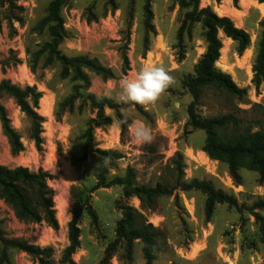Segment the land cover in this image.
I'll use <instances>...</instances> for the list:
<instances>
[{
  "label": "rangeland",
  "instance_id": "1",
  "mask_svg": "<svg viewBox=\"0 0 264 264\" xmlns=\"http://www.w3.org/2000/svg\"><path fill=\"white\" fill-rule=\"evenodd\" d=\"M52 1L0 0V83L7 81L22 89L35 88L41 96L35 110L41 118L42 130V144L38 148L32 139L31 120L12 97L2 95L0 104L6 109L10 126L20 136L24 150L13 153L0 120V165L22 166L35 173L43 170L51 175L48 185L53 191L58 226L54 228L45 221H22L0 198L3 237L50 247L51 260L60 264L69 244L68 224L73 210L80 201H87L97 221L89 211L82 214L81 248L72 260L75 264H99L115 238L121 204L139 211L160 232L154 264H264L259 225L246 211L240 214L228 204H217L208 221L206 197L199 191L177 190L148 209L138 198L124 199L122 187L94 190V170L100 158L97 150H104L120 155L110 169L109 179L124 177L132 169L139 185L174 186L178 180L189 183L197 179L234 196L240 206L251 207L264 201V179L247 169L239 170L234 179L226 164L212 160L203 151L206 133L190 126L188 107L192 96L185 80L194 74L195 65L206 52L201 25H184L186 11L174 0H151L154 33L148 35L144 26L147 0H64L61 14L67 38L60 51L68 57L87 55L112 68L114 79L104 80L89 74L91 86L87 93L96 97L99 94L119 106L105 110L111 124L94 131L87 158L79 161L86 150L85 133L96 111L83 100L72 107H63L76 83L60 78L57 63L45 65L43 57L34 69L30 67L31 54L50 40L47 29L39 24L47 16ZM229 1L232 9L241 10L242 0L237 5ZM225 2L200 0V7H210L217 14V8ZM258 3V0L250 3L241 22L228 17L250 36V46L243 53H239L237 43L219 33L223 48L217 67L228 73L239 88L245 89L247 96L238 99L208 87L203 89L197 106L203 118L235 119L220 132L228 138L264 129V77H260L257 87L253 71L261 36L259 23L264 19ZM125 57L129 71L124 75ZM144 65H163L175 78V84L155 105L118 103L115 91L112 98L103 95L106 88L118 85L121 78L135 74ZM30 104L33 105L32 101ZM43 105L47 106L48 114L42 113ZM125 119L129 123L122 132L120 122ZM134 120L152 130L151 143L139 144L133 139L129 125ZM143 249L142 242H135L131 264H146ZM120 255L121 251L110 264H125L120 261ZM8 257V263L0 264H39L17 250H11Z\"/></svg>",
  "mask_w": 264,
  "mask_h": 264
},
{
  "label": "trees",
  "instance_id": "2",
  "mask_svg": "<svg viewBox=\"0 0 264 264\" xmlns=\"http://www.w3.org/2000/svg\"><path fill=\"white\" fill-rule=\"evenodd\" d=\"M182 10H185L184 25L187 23H199L203 29V37L206 41V52L194 67V74L185 80V86L192 96V102L188 107L189 122L193 129L206 133V141L203 151L215 161L228 166L231 176L236 179L241 169H247L258 173L264 179V129L255 132H245L228 138L220 132L230 123L235 121L231 116L203 118L197 112V106L204 88L215 87L228 95L241 99L247 96L245 89L239 88L232 77L217 67L223 48L219 37L221 32L226 38L238 44L239 53H243L250 46V36L243 29L237 28L228 17L218 16L210 7L201 8L200 0H174ZM264 4V0H258ZM237 5L239 0H233ZM64 0H53L47 11V16L40 22L39 27L47 29L50 40L42 48L31 54L30 67L34 69L37 63L44 57L45 65L57 63L60 68L61 79H70L76 83L73 93L62 104L63 107H72L78 100L89 104L96 111V117L91 120L85 133L86 150L79 161H85L87 150L94 141V131L111 124V119L105 115L106 109L119 108L111 99L96 97L88 94L91 83L89 74L102 77L104 80L114 79L115 72L112 68L104 66L98 59L87 55L68 57L60 51V46L67 38V31L62 17ZM153 12L151 0L145 5V31L154 33L152 24ZM261 36L256 61L253 67L255 73L254 83L258 87L260 77H264V19L259 23ZM123 74L129 71V62L125 57ZM8 95L12 97L22 112L32 122V139L38 148L41 147V118L36 112L40 94L35 88L22 89L10 82L0 83V97ZM32 101L33 105L30 104ZM0 120L4 135L7 137L14 154L24 150L21 138L10 126V120L6 109L0 104ZM127 123L129 121L127 120ZM127 123H121L124 132ZM99 162L94 170L96 185L94 190L122 187L123 198H138L142 205L151 209L155 202L164 197L172 196L175 191L183 192L199 191L205 197V214L209 221L217 204H228L242 214L250 213L259 225L261 242L264 244V201H258L253 206H240L234 196L227 195L222 190H217L206 181L192 180L187 183L178 180L174 186L157 184L155 187L139 185L132 169H128L124 177L109 179L108 175L113 163L120 158L116 152L97 150ZM51 175L40 170L31 172L28 168L19 166L9 168L0 165V198L10 205L22 221L41 223L45 221L50 226L57 228L56 212L53 202V191L48 185ZM121 219L117 223L114 240L107 246L99 264H110L111 260L121 251L120 261L131 264L133 259L134 244L140 241L144 244L143 254L146 264H154L155 254L158 251V243L161 239L160 232L148 223L146 218L136 209L128 205H119ZM89 211L96 222L97 216L87 201L79 202L74 210L71 221L68 224L69 244L64 250L60 264H75L73 255L81 248V230L79 228L82 214ZM2 222L0 221V225ZM17 250L24 252L39 264H55L52 260L53 249L41 248L29 245L21 240H6L0 231V262H9V252Z\"/></svg>",
  "mask_w": 264,
  "mask_h": 264
},
{
  "label": "clouds",
  "instance_id": "3",
  "mask_svg": "<svg viewBox=\"0 0 264 264\" xmlns=\"http://www.w3.org/2000/svg\"><path fill=\"white\" fill-rule=\"evenodd\" d=\"M174 84L175 78L165 66L144 65L135 74L121 78L118 85L113 88H106L103 95L112 98L115 91V99L118 103H134L148 107L155 105ZM120 123H127V119ZM129 128L137 143L152 142L154 138L152 130L143 122L134 120Z\"/></svg>",
  "mask_w": 264,
  "mask_h": 264
},
{
  "label": "bare ground",
  "instance_id": "4",
  "mask_svg": "<svg viewBox=\"0 0 264 264\" xmlns=\"http://www.w3.org/2000/svg\"><path fill=\"white\" fill-rule=\"evenodd\" d=\"M250 2H251L250 0L242 1L241 2V8L243 10H246L248 8ZM259 7H260V9H262L264 11V7H262V6H259ZM217 14L219 16H225V17L233 18V19H235L237 21L240 20L242 18V16H243L241 12L237 11V9L236 10L231 9L229 7V3L227 4V1L223 4V6L217 8ZM246 58H247V56L245 57V60H246ZM49 107H50V105H49ZM42 110H43L42 113H47L46 112L47 111V106L43 105Z\"/></svg>",
  "mask_w": 264,
  "mask_h": 264
},
{
  "label": "crops",
  "instance_id": "5",
  "mask_svg": "<svg viewBox=\"0 0 264 264\" xmlns=\"http://www.w3.org/2000/svg\"><path fill=\"white\" fill-rule=\"evenodd\" d=\"M227 1V4L229 3V7L231 8V6H230V1L229 0H226ZM240 1V0H239ZM242 1H245V0H242ZM251 2H253V0H250ZM250 2V3H251ZM223 6V5H222ZM249 6H250V4H249ZM249 6H248V8H249ZM258 6H262V7H264V4H261V3H258ZM248 8L246 9V10H243L242 8H241V10H238L237 9V11H239V12H241L242 13V18L240 19V22L244 19V17H245V12H247V10H248ZM232 9V8H231ZM234 10H236V9H234ZM220 17H225V16H220ZM239 23V22H238ZM236 26V25H235ZM237 28H239L238 26H236ZM231 43V42H230Z\"/></svg>",
  "mask_w": 264,
  "mask_h": 264
}]
</instances>
